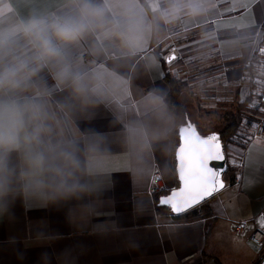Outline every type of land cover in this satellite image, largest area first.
I'll return each mask as SVG.
<instances>
[{"label": "crops", "instance_id": "1", "mask_svg": "<svg viewBox=\"0 0 264 264\" xmlns=\"http://www.w3.org/2000/svg\"><path fill=\"white\" fill-rule=\"evenodd\" d=\"M94 3L105 7V26L76 41L50 31L59 55L41 59L23 25L75 15L82 0H0V71L26 65L22 89L0 88V105L25 109L26 124L7 156L0 264H256L249 236L264 209V162L253 141L241 179L208 203V239L207 220L176 222L155 195L178 187L177 121L165 101L177 53L214 44L227 79L242 80L240 100H252L246 123L257 112L264 119V0ZM34 108L49 130L26 143ZM35 154L42 169L29 161ZM242 222L249 229L238 233Z\"/></svg>", "mask_w": 264, "mask_h": 264}, {"label": "clouds", "instance_id": "2", "mask_svg": "<svg viewBox=\"0 0 264 264\" xmlns=\"http://www.w3.org/2000/svg\"><path fill=\"white\" fill-rule=\"evenodd\" d=\"M106 23L104 6L94 3V0H82L77 14L57 18L50 23L43 19H32L23 25V31L34 47L39 50V57L43 59L59 55L58 50L52 44L50 31L60 40L76 41L88 32L102 29ZM25 67V64H21L18 67H9L0 71V88L18 86L17 75ZM24 111L25 109L15 103L0 105V196H3L10 179L7 167L8 153L21 147V132L26 129ZM28 119L32 123V130L30 134L24 135V141L40 143L41 134L49 130L43 123L40 110L34 108ZM61 155L69 160L73 159L71 151H63ZM29 161L37 169L43 168V157L40 154L31 155ZM53 171L58 172V170ZM50 179L55 183L57 177L52 176ZM62 186H64L63 182Z\"/></svg>", "mask_w": 264, "mask_h": 264}, {"label": "rangeland", "instance_id": "3", "mask_svg": "<svg viewBox=\"0 0 264 264\" xmlns=\"http://www.w3.org/2000/svg\"><path fill=\"white\" fill-rule=\"evenodd\" d=\"M207 45L209 46L207 47ZM215 48L212 43L201 44L189 52L185 51V54L177 53L179 55L178 62L177 57L170 62L173 75L179 79L188 80L191 87L193 100L187 108V118L198 124L203 131L212 132L218 128L222 114L229 110L227 104L229 105L233 101V93L237 92V87L242 82L240 80L239 82L231 83L232 77L227 79L224 71H222L223 65L226 66V63L223 57L222 60L217 59ZM17 64V66L13 65L11 67L21 65ZM25 74L26 71L23 69L18 73L17 79L25 76ZM23 82H20L18 86ZM18 86L13 87V89H22V87L18 88ZM242 91L243 87L240 88L241 98L244 97L242 96ZM254 118L257 121L244 125L241 140L245 145H249L253 141L260 148L259 155L264 162V137L257 133V127L261 124L260 121L264 122V119H261V115L258 112L254 115ZM236 151L233 153L230 150L228 159L230 164L239 166L240 175L237 177L238 180L241 179L247 157L245 156L246 151L239 148Z\"/></svg>", "mask_w": 264, "mask_h": 264}, {"label": "trees", "instance_id": "4", "mask_svg": "<svg viewBox=\"0 0 264 264\" xmlns=\"http://www.w3.org/2000/svg\"><path fill=\"white\" fill-rule=\"evenodd\" d=\"M163 61L165 62V66H166V63L168 62L167 59H164ZM166 82L169 86V92L166 96L165 101L170 111L172 112L173 116L175 117L178 127L179 125L184 124L186 122V118L188 117L187 108L193 100L191 87L188 80L179 79L176 76H173L169 72L166 75ZM234 95H235L234 100L231 103H229V105L227 104V108H229V110H227L224 114H222L219 120L220 123L218 125V128L214 130L221 134V138L223 140L227 156L230 150H232L234 153L237 152L236 151L237 148L243 151H246L247 148V146L242 143L241 133L244 125L249 124L246 122L248 121V117H249L248 111L251 108L252 100L245 99L244 101H241L240 91L236 92ZM199 130L204 134L212 132V131H203L200 127ZM172 139L176 149L179 142L177 128L173 132ZM175 149H174V154H175ZM238 154L240 155L239 152ZM173 162H174L173 170L176 173L175 157L173 158ZM238 175H240L239 166H237L236 164H230L229 162V172L225 177L227 185L229 184L233 185L236 182ZM165 194H168V192H161L155 195L156 204H158L160 197ZM210 201L202 204L201 206L188 212L187 214H184L180 217H174L173 218L174 221L179 223H192L200 220H207L206 237L208 239L215 226V219L212 217V211L208 205ZM157 210L159 213L163 215L166 213L171 214V212L165 208H158Z\"/></svg>", "mask_w": 264, "mask_h": 264}, {"label": "snow or ice", "instance_id": "5", "mask_svg": "<svg viewBox=\"0 0 264 264\" xmlns=\"http://www.w3.org/2000/svg\"><path fill=\"white\" fill-rule=\"evenodd\" d=\"M224 161V145L219 134L201 137L189 131L182 136L178 150L181 187L162 198L161 204L169 206L173 213L181 214L206 201L224 186L222 172L215 167V164ZM260 227L264 229V223Z\"/></svg>", "mask_w": 264, "mask_h": 264}, {"label": "water", "instance_id": "6", "mask_svg": "<svg viewBox=\"0 0 264 264\" xmlns=\"http://www.w3.org/2000/svg\"><path fill=\"white\" fill-rule=\"evenodd\" d=\"M174 57V56H172ZM170 61V60H169ZM189 131H191V133L194 135L195 133L199 134L201 137H207L209 135H212V134H219V139L221 141V143L224 145L223 143V140L221 138V134L217 131H213V132H210V133H207V134H204L202 133L200 130H199V127L196 123H194L192 120H190L189 118L186 119V122L184 124H181L177 127V132H178V139H179V142H178V145L175 149V154H174V157H175V162H176V166H175V171H176V176H177V180H178V187L173 189V190H176V189H179L181 187V181H180V178H179V164H178V150L179 148L181 147V138L182 136H185L189 133ZM224 155H225V161L222 162V163H217L215 164V167L216 168H219L222 172V176H221V180L223 182V187L218 189L214 194L213 196L209 197L206 201L202 202V203H199L197 204L195 207L189 209L188 211H186L185 213H181V214H176V213H173L170 209L169 206H166V205H162L161 204V199L162 198H166L170 195V191L168 194H165L163 196L160 197L159 199V202H158V207L159 208H165V209H168L171 214H173L175 217H180L184 214H187L188 212L198 208L199 206H201L202 204L210 201L211 199H213L214 197H216L217 195H219L220 193H222L226 188H227V182L225 180V177L226 175L228 174L229 172V161H228V156H227V153H226V150H225V147H224Z\"/></svg>", "mask_w": 264, "mask_h": 264}, {"label": "built area", "instance_id": "7", "mask_svg": "<svg viewBox=\"0 0 264 264\" xmlns=\"http://www.w3.org/2000/svg\"><path fill=\"white\" fill-rule=\"evenodd\" d=\"M262 102L264 104V92L262 95ZM257 133L264 137V122H262L257 127ZM156 177H159L156 175ZM160 188V187H158ZM156 190V188H154ZM175 216L173 214H170V218L173 219ZM263 220H262V219ZM253 222L256 226L255 230L250 234L249 241L250 243L258 250L259 252V258L256 262V264H264V229H261L260 225L261 223H264V209L260 216H257L253 219ZM249 229V222H242L237 224L235 231L238 233H244L247 232Z\"/></svg>", "mask_w": 264, "mask_h": 264}]
</instances>
